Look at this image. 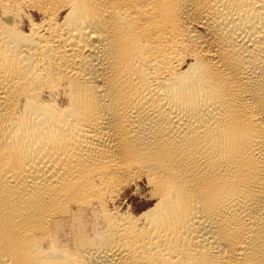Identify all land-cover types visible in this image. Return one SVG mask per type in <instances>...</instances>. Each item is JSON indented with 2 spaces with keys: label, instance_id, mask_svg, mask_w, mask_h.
Wrapping results in <instances>:
<instances>
[{
  "label": "bare ground",
  "instance_id": "6f19581e",
  "mask_svg": "<svg viewBox=\"0 0 264 264\" xmlns=\"http://www.w3.org/2000/svg\"><path fill=\"white\" fill-rule=\"evenodd\" d=\"M0 264H264V0H0Z\"/></svg>",
  "mask_w": 264,
  "mask_h": 264
},
{
  "label": "rangeland",
  "instance_id": "374dc122",
  "mask_svg": "<svg viewBox=\"0 0 264 264\" xmlns=\"http://www.w3.org/2000/svg\"><path fill=\"white\" fill-rule=\"evenodd\" d=\"M147 195L148 189L146 188L145 183H142L139 186L131 185L125 195L121 198V211L125 212L126 208L128 209L131 207V212L136 216L146 211L152 206V202H149V196L147 197Z\"/></svg>",
  "mask_w": 264,
  "mask_h": 264
}]
</instances>
